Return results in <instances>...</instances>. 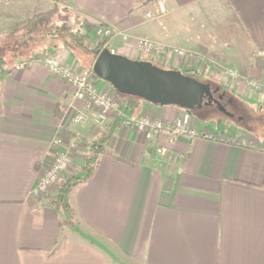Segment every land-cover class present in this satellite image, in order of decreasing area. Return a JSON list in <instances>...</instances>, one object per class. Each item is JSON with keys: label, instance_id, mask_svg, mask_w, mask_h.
<instances>
[{"label": "crops", "instance_id": "crops-1", "mask_svg": "<svg viewBox=\"0 0 264 264\" xmlns=\"http://www.w3.org/2000/svg\"><path fill=\"white\" fill-rule=\"evenodd\" d=\"M33 1L2 0L0 34L21 22ZM160 1L166 11L155 19L146 18L155 10L148 0L67 4L78 17L118 26L121 37L129 36L119 48L122 55L142 59L133 43L143 37L186 50L206 48L210 54H199L212 62L244 76L260 75L250 56L264 55V0ZM43 39V51L63 49L65 62L80 67L71 60L72 46L56 34ZM43 51L7 57L0 73V264H264V141L236 128L230 135L192 120L196 136H174L169 142V134L147 140L121 124L106 143L95 174L68 193V210L55 206L51 194L33 196L39 173L75 134L82 141L72 150L71 174L104 133L90 121H74L82 102L43 66L14 68L47 54ZM153 60L174 69L186 65L184 58L165 54ZM93 81L98 89H110ZM231 87L230 104L251 98L263 102V108L264 95L240 83ZM185 111L141 102L129 116L172 122ZM156 145L165 152L157 154Z\"/></svg>", "mask_w": 264, "mask_h": 264}, {"label": "built area", "instance_id": "built-area-1", "mask_svg": "<svg viewBox=\"0 0 264 264\" xmlns=\"http://www.w3.org/2000/svg\"><path fill=\"white\" fill-rule=\"evenodd\" d=\"M155 10L147 12L146 17L155 19L165 13V8L160 0L154 2ZM96 33L101 38L114 36L113 29L108 25H98ZM123 40H129L130 37L123 35ZM134 50L141 56L142 60L154 59L160 54H165L166 57L178 56L184 58L187 63L197 58L195 54L189 50L166 46L154 40L136 37L133 43ZM43 66L51 75L62 80L66 86L71 90L74 99L82 102V108L77 110L74 115V121L83 124L90 121L92 124L101 129H106L113 115L122 113V103L117 91L114 89H98L93 80H91V71L85 68H72L71 66L62 62L58 57L51 54H40L28 62L16 64L15 69L23 68L26 64ZM230 70V69H229ZM227 72L228 75L240 83L244 84L249 89L254 91L264 92V78H253L243 76L235 71ZM3 71L0 68V73ZM224 75V74H223ZM222 75V77H223ZM191 113L185 111L178 119L172 122H166L160 118L151 115H143L139 118L124 117L122 125L131 127L140 132L145 139L154 140L161 135L169 134L168 141L171 142L174 136L187 135L196 136L198 133L191 125ZM201 135L212 138V134L202 133ZM81 137L75 134L66 148L62 149L55 159L47 165L40 173L35 187L32 190L33 196H40L46 193H51L57 190L62 177L70 171L71 167V150L81 144ZM156 153L163 154L165 148L156 145Z\"/></svg>", "mask_w": 264, "mask_h": 264}, {"label": "rangeland", "instance_id": "rangeland-1", "mask_svg": "<svg viewBox=\"0 0 264 264\" xmlns=\"http://www.w3.org/2000/svg\"><path fill=\"white\" fill-rule=\"evenodd\" d=\"M2 2V0H0V3ZM68 2L62 3L61 5L65 6L68 10V12H62L64 14L67 15V21H66V25L67 27L71 30V31H76L79 30L82 33H88V39L91 41H99L100 39H102L99 35H97L96 33V28L97 26L100 24V22H98L97 20H94L93 18H90L89 16H83L82 18L78 17L79 14H77L75 11H71L68 7ZM51 6V2L49 0H37V1H33V2H29L28 7L25 10L24 15H22L21 17V21H23L24 19H26L27 17H29L30 15H32L33 13H36L38 11H42L45 10L47 8H49ZM104 11L102 8L99 9ZM97 11V10H95ZM98 13V11H97ZM221 13V12H220ZM207 17L209 18H213V19H218L221 18V16L219 15H208ZM147 18V17H146ZM128 20V18H126ZM149 19V18H147ZM21 22H17L16 24H14L11 28H7L5 30H3V32H1V34H7L10 30L16 28ZM88 24H93L91 25V29L90 26H87ZM121 24H119L120 26ZM113 31H114V36L112 37H106L109 38L107 46L109 48L110 51L117 53V54H121V52L119 51V48L121 47V45L123 44V37H121L118 33L119 31L117 29L118 26L116 28H113L112 26H110ZM50 31H53L50 30ZM46 36L48 35H37L33 41H31L29 48H22L21 51L23 52V55L25 56L26 54H30L33 51H43L44 47L41 48V44L40 42H42ZM58 39H60L59 41L62 43V41H65L68 46H72L73 52H72V57L71 60L73 63H76L78 65H80V67L77 68H85V69H89L92 66L93 60H94V56L91 52H87L84 49L80 48L79 46L76 45L75 41L71 39V37L69 36V34L66 33H61V34H57ZM15 41H22V37L21 34H18L15 37H11L8 38L6 41H1L0 44L2 45L3 43H5V46L8 44H14ZM39 41V42H38ZM87 42V41H86ZM62 46V44L60 45ZM8 47V46H6ZM174 47V46H173ZM189 48H191L192 50H189L190 52H192L193 54L196 55L197 58H202L203 62H199V59L196 60H192L190 63H186V65H184L185 67H178L177 70L183 72L184 70H188L193 68L194 70L197 71H201L204 67L205 64L207 62V57L203 56L201 54H199V52L202 53H207L210 54L209 50H207L206 48H202V47H197V46H187ZM61 48V47H60ZM216 49V48H215ZM47 49H45V51L43 52H47ZM62 52H64V50H61ZM197 51V52H195ZM62 52H57V53H49L51 55H54L56 57H58L62 62H64L65 64H67L63 58V54ZM253 53V52H251ZM48 54V52H47ZM161 55V54H160ZM124 56L134 59L132 58V56H130V54H125ZM214 58H217L216 56ZM152 59V58H150ZM153 63L156 64L157 66L164 68V69H171L168 65L166 64H162V61H154L152 59ZM186 61V60H185ZM7 63H8V59H7ZM74 64V65H76ZM68 65V64H67ZM77 65V66H78ZM70 66V65H69ZM226 66V65H225ZM223 64H221L220 62H215V61H211L210 65L208 68H206L205 73H204V77L202 78L203 82H209L210 84H214V85H219L222 87H225L226 90H228L224 96V101L223 104L225 105L226 109L232 113H234L233 117H227L225 114H223L221 111H219L216 107L212 109V111L210 112H206L203 111L201 113H191V119L195 120V122H199L200 126L201 125H205L206 127H211L212 129H217V128H221L226 130L227 133H232V131L236 128L239 129V132L241 133V135L243 136H255V137H259L261 140L260 141H264V106L263 108H261V103L255 101V99H251V98H246V99H235L234 102L232 104H230V99H231V94L232 92L230 91V89L232 88L231 86L233 84H237L240 83L238 80H234L231 75H228L227 72L229 71H235L238 74H240V72H238L235 69H231V68H227L225 67ZM72 68H76V66H71ZM224 74V75H223ZM191 75V74H189ZM223 75V77H222ZM193 76V75H191ZM259 76L257 77H253V78H259ZM264 78V77H263ZM260 79V78H259ZM97 82L101 83L102 85H108L110 86V89H113V87L106 81L102 80V79H97ZM242 86H244L245 90L252 92L254 95L256 94H260V95H264V92L262 91H254L252 89H249L248 87H246L244 84L240 83ZM100 88V86H99ZM142 102H147L142 100ZM154 105V104H152ZM131 115V112L129 113ZM128 114V115H129ZM206 114V115H205ZM247 115L248 117H244L243 119H238L239 116H243V115ZM227 122V123H226ZM96 126V125H95ZM98 127V126H96ZM80 146V144L78 145V147ZM76 149V148H75ZM90 149V148H89ZM74 150V149H72ZM71 150V153H72ZM72 166V164H71ZM82 167L80 168V170H77L76 173L71 174L72 168L70 167V171L68 172V174L64 175L62 177V180L69 175L72 176H77L79 174L82 173ZM61 180V182H62ZM60 182V183H61ZM60 185V184H59ZM56 191H53L51 193H46L44 195H55Z\"/></svg>", "mask_w": 264, "mask_h": 264}, {"label": "trees", "instance_id": "trees-1", "mask_svg": "<svg viewBox=\"0 0 264 264\" xmlns=\"http://www.w3.org/2000/svg\"><path fill=\"white\" fill-rule=\"evenodd\" d=\"M149 2H155L156 0H148ZM68 2V0H52L51 6L45 10L38 11L33 13L14 29L10 30L7 34H0V42L6 41L8 38L15 37L18 34H21L22 41H15L14 44L6 45L4 47L0 46V68L3 69V65L7 64V57L15 58L21 55L23 52L22 48H29L31 41L37 35H57L61 33L69 34L72 40L75 41L76 45L84 49L87 52H91L94 56L98 54L104 47H108L107 43L109 38H102L99 41H91L88 39V33H82L79 30L71 31L67 25V15L62 12H68L67 8L62 3ZM99 25L104 26L106 24L100 23ZM92 27L90 26V29ZM53 31H50L52 30ZM87 41V42H86ZM251 65L256 67L260 71V77H264V55H256L251 53ZM152 61V59H146ZM212 59L207 57V62L205 67L201 71L194 70L193 68L184 70L183 74H191L196 79L202 81L206 68L209 67ZM174 69V68H171ZM91 71V80H97L98 77L92 72V68H89ZM244 76V75H243ZM120 101L122 103V113L113 115L109 125L104 129V133L98 136L90 144L89 154L85 157L82 164V173L77 176H66L60 185L57 187L55 195L52 197V203L61 207L65 210H68L69 204L67 202V195L72 188L83 183L90 177H92L98 167L99 158L103 152L106 143L113 135L115 129L122 124L123 118L130 117L128 114L130 112H135L139 108L140 103L143 99H140L135 96H130L126 94L118 93ZM145 101V100H144ZM238 139L234 141L237 143Z\"/></svg>", "mask_w": 264, "mask_h": 264}, {"label": "water", "instance_id": "water-1", "mask_svg": "<svg viewBox=\"0 0 264 264\" xmlns=\"http://www.w3.org/2000/svg\"><path fill=\"white\" fill-rule=\"evenodd\" d=\"M92 72L108 82L115 91L135 96L155 105H175L191 113L214 105L227 116L233 114L221 103L225 89L216 99L209 82L183 74L177 69H164L148 60L131 59L104 47L92 63Z\"/></svg>", "mask_w": 264, "mask_h": 264}, {"label": "flooded vegetation", "instance_id": "flooded-vegetation-1", "mask_svg": "<svg viewBox=\"0 0 264 264\" xmlns=\"http://www.w3.org/2000/svg\"><path fill=\"white\" fill-rule=\"evenodd\" d=\"M211 86H212V89H214L217 85L211 84ZM213 95H214V97L216 99H218V97L221 95V89H219L218 91H216ZM224 99L225 98L223 96L222 99H221V103H223Z\"/></svg>", "mask_w": 264, "mask_h": 264}]
</instances>
